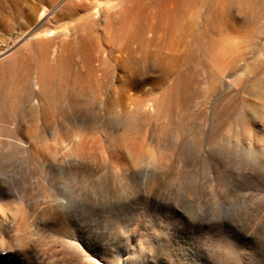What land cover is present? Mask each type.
<instances>
[{
  "label": "rangeland",
  "instance_id": "obj_1",
  "mask_svg": "<svg viewBox=\"0 0 264 264\" xmlns=\"http://www.w3.org/2000/svg\"><path fill=\"white\" fill-rule=\"evenodd\" d=\"M0 264H264V0H0Z\"/></svg>",
  "mask_w": 264,
  "mask_h": 264
},
{
  "label": "bare ground",
  "instance_id": "obj_2",
  "mask_svg": "<svg viewBox=\"0 0 264 264\" xmlns=\"http://www.w3.org/2000/svg\"><path fill=\"white\" fill-rule=\"evenodd\" d=\"M99 1L100 0H94L95 3H99ZM56 7H57V10H60L61 7H66V4L61 1ZM77 8H79V7L77 6ZM84 10H85V8H83V11ZM49 11L51 12L52 10H50V8H44L42 13H46V12H49ZM55 35H48V36H45V38H47L48 40L52 41L54 39ZM64 42H65V40H61V43H64ZM40 51H41L42 54L45 55V57L50 58L51 60L53 59V57L55 58L57 56V54H58V50L55 48V46L54 47L53 46H48V45L41 46ZM35 86H36V84H35Z\"/></svg>",
  "mask_w": 264,
  "mask_h": 264
}]
</instances>
